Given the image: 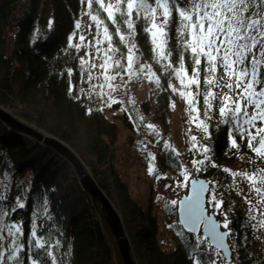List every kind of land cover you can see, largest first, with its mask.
I'll return each mask as SVG.
<instances>
[{
    "label": "trees",
    "instance_id": "16d2710c",
    "mask_svg": "<svg viewBox=\"0 0 264 264\" xmlns=\"http://www.w3.org/2000/svg\"><path fill=\"white\" fill-rule=\"evenodd\" d=\"M87 11L78 0H0V108L26 125L59 139L78 156L119 211L136 264H189L197 241L195 234L184 233L193 247L185 244L161 247L156 239L154 214L146 213L131 197L119 168L127 161L131 150L146 157L144 151L151 147L148 143L147 147L143 146L149 137L146 122L151 119L156 125H167L174 93L167 88L157 89L145 79L150 89L144 99L132 93L124 82L116 99H124L125 105L109 108L107 103L101 104L98 97L78 101V89L82 87L87 92L90 85L77 74L81 71L80 52L67 46V37L77 31L74 28L76 20L81 23L77 36L83 31L88 36L89 30L96 33L95 22L86 28V20L91 19ZM92 14L97 13L93 11ZM100 30L102 32L103 26ZM78 42L74 38L73 43ZM137 43L144 53V62L154 63L148 58V39L141 35ZM69 69L73 73L71 78L66 76ZM92 74L96 76L94 70ZM158 75L162 76V84L170 82V77ZM70 84L76 89L73 95H69ZM212 90L215 91V87ZM128 100H135L137 104H128ZM85 106L92 109L91 114L85 111ZM125 107L129 110L127 113ZM99 108L102 110H97ZM114 109L118 110L113 113ZM188 121L184 124L187 129L190 127ZM191 127V134L199 139L200 133L194 125ZM122 137L128 147L124 150L118 146ZM183 141L190 148L188 132H184ZM203 143L214 146L211 155L216 166L209 164L198 175L208 179L210 187L220 193L228 217L236 221L232 225L236 229L249 210L242 204L235 188L238 177H233L231 171L235 166L238 172L256 171L262 167V162L246 147L239 152L231 150L223 131L218 135L213 131L212 139ZM155 164L158 172L179 175L180 159L171 150L158 148ZM224 168L231 171L225 172ZM0 194L8 197L0 201V223L12 222L3 211L19 198L26 207L13 213L12 218L24 219L27 236L31 214L38 213V223L51 225L61 234L59 253H70L66 257L67 264H123L114 235L105 222L102 203L94 202L84 190L71 162L54 147L1 116ZM172 209L176 212L175 205ZM46 214L51 219H46ZM174 217L177 221L176 214ZM229 243L241 249L238 252L234 249L233 264H264V234L261 231L238 232L229 237Z\"/></svg>",
    "mask_w": 264,
    "mask_h": 264
},
{
    "label": "snow or ice",
    "instance_id": "6c2138e0",
    "mask_svg": "<svg viewBox=\"0 0 264 264\" xmlns=\"http://www.w3.org/2000/svg\"><path fill=\"white\" fill-rule=\"evenodd\" d=\"M78 2L86 6L87 15L95 22V39L86 43L89 37L77 36L81 23L76 20L74 28L77 31L67 37V46L80 51L94 45V56L98 61L90 63L85 57L79 58L81 71L77 74L86 79L90 87L87 92L82 87L78 89V101L85 97H98L101 104L107 103L109 108L125 105L124 99L115 98L121 85L133 75L143 74L157 89L179 91L187 100L190 110L188 138L190 151L194 154L191 165L196 172L205 171L209 164L216 166L211 155L214 146L203 143L212 139L213 131L217 135L224 132L231 150L239 152L246 147L258 161L264 162V0ZM93 11L97 14L93 15ZM141 35L149 41L148 58L154 63L144 62V53L137 43ZM74 38L79 42L73 43ZM105 43L106 47H102ZM154 67L156 71H153ZM93 70H97L99 75L94 77ZM158 73L177 78L180 89L171 83L162 84V76ZM72 75V69H69L66 76L71 78ZM94 80L102 83H94ZM74 93L76 89L70 84L69 95ZM127 103L137 104L135 100ZM85 111L91 114L92 109L85 106ZM124 111L127 113L129 110L125 107ZM140 119L143 121V117ZM191 125L200 133L199 139L191 134ZM146 128L156 136L160 135L153 123H148ZM163 148L179 156L167 140L163 141ZM147 155L150 158L148 172L151 174L156 171L152 164L156 157L151 152ZM179 169L182 179H177V187H190L191 194L171 203H179L183 215L180 223L190 233L202 229L201 238L194 242L189 264H220V253H223L222 259L231 264L236 259L234 249L237 252L241 249L226 242L227 238L238 232L250 233L253 229L264 231V219H258V215H264L261 212L264 206V169L250 173L224 168L225 172L231 171L233 177L247 181L249 187L244 196L249 212L236 229L232 228L236 221L222 211L224 201L216 188L210 187L209 181L193 176L186 165L180 164ZM253 193L260 201L256 207H253ZM7 199L0 194V201ZM208 205L212 208L211 214L207 212ZM25 207L26 203L18 198L3 211V215L12 222L0 223V264H67L66 257L70 253H59L61 234L55 232L51 225L38 223V213L31 214L27 236L24 219L12 218L13 213ZM217 210L224 216L223 221L216 219ZM45 218L51 219V216L46 214ZM209 254L213 257L211 261L206 258Z\"/></svg>",
    "mask_w": 264,
    "mask_h": 264
},
{
    "label": "rangeland",
    "instance_id": "374dc122",
    "mask_svg": "<svg viewBox=\"0 0 264 264\" xmlns=\"http://www.w3.org/2000/svg\"><path fill=\"white\" fill-rule=\"evenodd\" d=\"M110 2V0H105V3ZM91 19L86 20V28L92 27ZM83 35L89 37L90 39L86 41V43H90L91 40L95 39V34L93 31L89 30V35L87 36L86 31L82 32ZM102 47H106V43L102 45ZM94 45L90 48L80 50V57H88L91 63L98 62L94 56ZM117 58H120L119 56ZM96 76L99 75L97 70H94ZM94 76V77H96ZM145 77L143 74L133 75L131 79H126L124 82H127L129 90L135 92L137 96L141 99H144L149 95L148 90L150 89L149 84L145 81ZM147 80V79H146ZM170 82L174 87L178 90L180 89L179 80L175 77L169 78ZM96 83H102L101 80H94ZM123 82V83H124ZM107 91V89H105ZM132 92V93H133ZM174 99L171 104V116L168 119L167 125L164 127L159 124L156 125L155 121L149 119L146 124L153 123L156 125L157 131L160 133L159 136H156L154 133L149 131L146 143L143 146L147 147L150 145L151 147H147L146 152L141 147V151H144L146 157L140 156L139 152L134 153L131 150V153L128 154V159L122 165L120 170V175L124 182L127 185V189H129L131 197L135 199L138 203H140L146 213L154 214V220L156 221V239L159 241L161 247L171 248L176 244H185L184 246L193 247L194 245L187 239L184 234L185 231L178 230L176 227L178 220L176 221L174 215L176 212L172 209L174 206L171 201H178L182 194L187 192L188 188L185 187H177V179H182L179 175H168L165 173L158 172L156 166V159L152 161V164L155 166L156 171L153 173L148 172L149 167V156L148 152H151L155 157L158 153V148H163V141L167 140L172 148L176 150V153H179L180 164H184L189 168V171L193 176H200L198 172L194 168H192L191 160L194 158V154L190 151L191 146H187L184 144L183 135L184 132H188V129L185 128V121L190 119V110L188 107L187 100L183 98L179 91L173 92ZM121 94V93H120ZM115 98H118L117 95ZM118 109H114L113 113ZM194 114V113H193ZM160 141V143H157ZM118 146L121 147L122 150L127 149L128 147L122 139L118 141ZM186 153V154H185ZM175 154V153H174ZM176 155V154H175ZM126 165V166H125ZM83 167L87 169V167L83 164ZM259 169H264V162H262V167L257 168L256 171L252 170V172H258ZM237 171L236 166L232 169ZM238 172V171H237ZM248 172V171H245ZM90 173V172H89ZM251 173V172H250ZM257 181L259 182V174H257ZM236 189L239 195L241 192L244 195H241L243 205L247 210H249L247 200L244 196L248 193L249 187L247 181L237 178L236 179ZM207 199L209 198L206 194ZM206 199V200H207ZM253 207L260 205V201L256 199L255 194L252 196ZM224 201V200H223ZM176 206V205H175ZM208 212L212 213V208L210 205L206 206ZM222 211L227 214V208L225 203L222 205ZM261 212H264V206L261 207ZM216 217L218 220L223 221L224 216L220 214V210H217ZM258 219H264V215H258ZM179 223V222H178ZM180 225V224H179ZM264 234V231H261ZM202 233L199 232L195 234V239L198 240L201 238ZM223 255L220 253L218 259L220 260V264H229V262L224 261L222 259ZM209 261L212 260V254H209L206 257ZM231 264H233L231 262Z\"/></svg>",
    "mask_w": 264,
    "mask_h": 264
},
{
    "label": "water",
    "instance_id": "95a60500",
    "mask_svg": "<svg viewBox=\"0 0 264 264\" xmlns=\"http://www.w3.org/2000/svg\"><path fill=\"white\" fill-rule=\"evenodd\" d=\"M0 116L6 121H8L9 123H11L12 125L16 127H20L28 133L30 132L37 139H41L49 146L54 147L61 154H63L67 158V160L71 162L74 169L77 171L78 178L84 190L90 193L94 202H96L97 200L102 203L106 211L105 216H104L105 222H107L111 230V233H113L114 235V240H115V243L117 244L118 253L121 255L123 264H136L133 258V253H131V243H129L128 236L126 232L124 231L120 213L116 211L113 204L111 203V201H109L108 197L105 195L103 190H101L99 186L97 185L96 181L93 180L89 171L83 167V164L81 160L78 158V156L59 139H56L55 137L51 135L50 136L46 135L40 130L35 129L30 125L29 126L26 125L25 123L21 122L19 119L18 120L15 119L13 115H11L9 112H6L2 108H0ZM197 177L208 181V179H206L203 176L202 177L197 176ZM190 194H191V188L188 187L187 192L182 194L178 202L181 201L185 196L190 195ZM205 199H207V196H205ZM207 212H208V209H207ZM208 214H211V212H208ZM176 218L178 219L181 229L186 231L187 233L192 234V235L198 234L199 232L202 233V229L196 233H190L187 230V228H185L184 225L180 223V221L183 219V215H182L179 203L176 205ZM216 219H218V217H216ZM226 242L229 243V238H227Z\"/></svg>",
    "mask_w": 264,
    "mask_h": 264
},
{
    "label": "bare ground",
    "instance_id": "6f19581e",
    "mask_svg": "<svg viewBox=\"0 0 264 264\" xmlns=\"http://www.w3.org/2000/svg\"><path fill=\"white\" fill-rule=\"evenodd\" d=\"M117 211V210H116ZM119 212V211H118ZM121 217V216H120ZM122 223H123V221H122ZM124 227V226H123Z\"/></svg>",
    "mask_w": 264,
    "mask_h": 264
}]
</instances>
